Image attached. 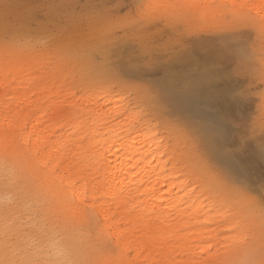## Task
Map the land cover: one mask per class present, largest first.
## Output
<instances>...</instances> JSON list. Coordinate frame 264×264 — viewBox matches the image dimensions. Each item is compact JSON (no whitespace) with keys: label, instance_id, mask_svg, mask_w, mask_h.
I'll list each match as a JSON object with an SVG mask.
<instances>
[{"label":"rangeland","instance_id":"rangeland-1","mask_svg":"<svg viewBox=\"0 0 264 264\" xmlns=\"http://www.w3.org/2000/svg\"><path fill=\"white\" fill-rule=\"evenodd\" d=\"M0 3V264H264V0ZM123 161L164 170L125 208L93 167Z\"/></svg>","mask_w":264,"mask_h":264},{"label":"bare ground","instance_id":"bare-ground-1","mask_svg":"<svg viewBox=\"0 0 264 264\" xmlns=\"http://www.w3.org/2000/svg\"><path fill=\"white\" fill-rule=\"evenodd\" d=\"M240 44V42H237V45ZM187 66V67H186ZM184 67L185 71L183 72V75L181 74L179 77H175L172 80V83L174 82V85L177 86L179 90H181L184 95H186L189 98H194L196 93L194 92L196 89V82L195 77L191 75L190 71L192 65L188 66V64ZM191 69V70H190ZM194 77V78H193ZM199 78V77H198ZM193 87L195 89H193ZM197 90V89H196ZM2 92H0L1 94ZM27 104L29 106V110L24 111L22 115H20L21 111H17V116H22L23 121H28L29 117H31L34 113L35 107L38 105V100L35 101H23V104ZM6 104L5 101H0V106ZM6 108L7 104H6ZM2 114V112H0ZM46 118V114L42 113L37 119H35L36 123L32 126V128H35V131H38V136L35 138L34 143V151L38 150L40 147L43 148L45 144L48 142L50 136L44 135V132L46 130L45 127H42L44 124V120ZM55 127L52 130V133H54ZM59 147H61V150L65 148L64 144H60ZM104 150V151H103ZM99 149L98 153L101 152L99 155H103L105 153V148ZM47 153V152H45ZM62 156L68 157L67 164L64 167L65 169H69V171L72 169L71 165L72 163L75 164V161L73 158V155L69 157V148H65V150L62 151ZM44 156V155H42ZM95 170L101 172V177H104V183L107 193L109 194V197L111 196V199H113L114 205L117 206H125L128 204L129 200L136 198L137 193H144V192H155L157 190V186L163 181L161 179H164L163 173V166L159 168H155L154 166H149V164L144 165L142 168L138 169L136 171L135 168L138 167V165H130L129 163H125V161L117 164H111V162H105L103 164H99L96 166H93ZM145 173H142L143 171ZM76 173H82V169L79 168ZM108 173V175H107ZM153 173L156 177L153 181H149L150 177ZM75 174V173H74ZM70 174L66 180L68 184H74L75 175ZM97 178H95L96 180ZM100 181V180H99ZM149 181V182H148ZM154 182V184H153ZM153 184V185H152ZM145 185V186H144ZM73 192L78 200H82L86 192L85 190L81 189L79 186L75 185L73 186ZM185 194L181 195L179 197V200H183V197ZM150 198H147L144 200L145 203H149ZM140 202V200H139ZM100 209L103 212L104 217L111 221V223H114L112 221V217L114 214V206H111V204H108L107 202H101ZM113 233L116 236H119L121 231L120 228H114ZM126 240L124 241V243ZM125 245V244H124ZM45 264V263H41Z\"/></svg>","mask_w":264,"mask_h":264},{"label":"snow or ice","instance_id":"snow-or-ice-1","mask_svg":"<svg viewBox=\"0 0 264 264\" xmlns=\"http://www.w3.org/2000/svg\"><path fill=\"white\" fill-rule=\"evenodd\" d=\"M0 7H2V8H6L7 5H6V4H2V3H0ZM106 70H107V69H106ZM242 71H243V68H242V67H239V66H238L236 69H233V72H234L235 74H237V75L241 74ZM262 87H264V84H262ZM237 102H238V103H242V102H243V97H242V96L239 97V98L237 99ZM262 110H264V105H262ZM262 127H264V125H262ZM262 149H264V145H262ZM169 162H170V161H169Z\"/></svg>","mask_w":264,"mask_h":264}]
</instances>
